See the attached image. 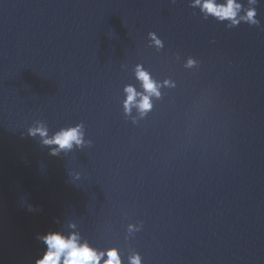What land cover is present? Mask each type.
I'll return each instance as SVG.
<instances>
[{
  "label": "water",
  "instance_id": "95a60500",
  "mask_svg": "<svg viewBox=\"0 0 264 264\" xmlns=\"http://www.w3.org/2000/svg\"><path fill=\"white\" fill-rule=\"evenodd\" d=\"M191 2L0 0V264H35L50 231L124 264H264V0L235 28ZM137 66L144 114L123 107ZM37 123L85 143L50 156Z\"/></svg>",
  "mask_w": 264,
  "mask_h": 264
},
{
  "label": "clouds",
  "instance_id": "9594fccd",
  "mask_svg": "<svg viewBox=\"0 0 264 264\" xmlns=\"http://www.w3.org/2000/svg\"><path fill=\"white\" fill-rule=\"evenodd\" d=\"M257 0H248L249 7L242 9V5L237 0H192L189 5L199 9L204 18H211L217 23L225 24L228 28H235L240 24H247L249 27H259L260 22L256 18L257 12L254 7ZM243 11V15L241 12ZM148 38L157 46H162V41L155 33H149ZM193 61L189 60V66ZM136 78L144 89L145 95L141 96L136 103L137 93L129 86L124 91L126 100L123 105L127 112L135 104L141 114L151 109V96H158L157 85L151 79L150 74L142 70L139 66L136 69ZM30 138L39 137L42 147L49 149V155L56 157L61 153H69L74 148L80 149L85 141L81 125L69 128H61L49 136L48 128L42 123H37L29 127L26 132ZM31 211L32 209L29 208ZM70 229L75 225L69 224ZM37 240L42 242L45 249L42 255L35 260V264H124L119 250L116 248L97 249L92 247L76 231L64 234L60 231H50L44 235H38ZM127 264H142V259L138 253H133L127 258Z\"/></svg>",
  "mask_w": 264,
  "mask_h": 264
}]
</instances>
